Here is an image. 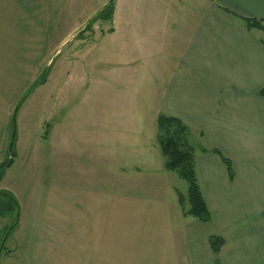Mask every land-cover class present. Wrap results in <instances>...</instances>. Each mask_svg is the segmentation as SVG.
Wrapping results in <instances>:
<instances>
[{
  "label": "crops",
  "instance_id": "obj_1",
  "mask_svg": "<svg viewBox=\"0 0 264 264\" xmlns=\"http://www.w3.org/2000/svg\"><path fill=\"white\" fill-rule=\"evenodd\" d=\"M122 1V16L115 0L111 20L95 19L104 1L60 32L65 8L60 0H0V163L8 157L19 98L35 82L36 63L51 67V56L64 46L71 57L60 68L87 69L92 78L99 74L98 64L115 71L112 79L123 88V117L149 116L137 96L146 101L147 88L153 87L154 101L160 95L161 104L151 117L175 116L187 125L188 141L198 137L190 144L211 219L183 215L176 195L180 182L164 168L153 130H112V136L122 135L117 148L109 145L111 132L105 134L107 148L114 150L106 164L110 176L100 178L94 165L84 166V150L98 163L92 153L99 144L97 130L62 125L85 116L82 110H65L56 129L44 123L50 130L43 138L59 134L60 153L75 155L74 187L36 183V147L23 117L12 162L0 178V190L18 204L13 229L18 259L11 264H264V95L259 93L264 88L259 32L264 29H248L239 17L264 24V0ZM70 4L82 12L88 1ZM93 22L94 29L87 31ZM116 44L123 55L105 59L115 55ZM80 55L90 57L84 63ZM116 150L125 153L115 158ZM214 150L231 161L232 179ZM110 182L109 189L94 186ZM210 234L224 238L217 254L208 243Z\"/></svg>",
  "mask_w": 264,
  "mask_h": 264
},
{
  "label": "rangeland",
  "instance_id": "obj_2",
  "mask_svg": "<svg viewBox=\"0 0 264 264\" xmlns=\"http://www.w3.org/2000/svg\"><path fill=\"white\" fill-rule=\"evenodd\" d=\"M60 1L62 5L65 4L64 14L61 20L63 21L62 24L64 25H62L63 27H61V32L65 29V27L71 26L75 22L81 21L82 16L86 17V15L90 13V11L96 9L97 7H100L104 1L109 0H87L88 4H84L82 12H79L77 8H72L73 5L70 4L71 0ZM117 4L119 6L118 15L122 16L123 1L118 0ZM66 16H68L69 18L66 19ZM94 23L95 22L88 24L86 30H93L95 25ZM101 25L102 24H100V26ZM95 29L98 30V28ZM259 34L262 36V38H264L263 31H260ZM115 51V55L108 53L107 56H105V59H109L111 61V59L115 58V56L118 57L123 55V52L120 51L117 44L115 47ZM69 57L71 56H69L66 47L61 46L58 52L51 56V67L49 66V64L43 62L41 63V61L38 64L36 63L33 77L35 79V82L37 79L39 80L43 73L46 72L49 68L52 69V71L50 70L49 73H47V77H45L47 81L45 83L39 85L37 84V86H33L34 83L29 85L23 95L19 98L20 105L18 112H16V128L18 129L19 127V129H21V120L24 117L29 131L33 132V138L31 142H33L36 147V155H34L33 157V164L35 166L33 172L34 181L38 184L40 182L49 184L50 187L52 186V189H58L60 187L62 189L65 187H74L75 175L77 178L79 175L78 173H76L74 167V153L64 152L61 154L60 150H58L60 139L59 134L52 133L50 138H43L44 135L47 136L50 130L48 128V125H44V123L53 125L61 119L62 114L65 110H68V114L73 112L76 113V110H82L80 111V114L83 115L84 113L85 116H83L82 118H68L66 120H62V123L64 121L66 122L61 124L65 128L70 130H72L76 126H82L83 128H94L97 130L98 134L96 135V137L99 139V144L97 150H95L96 148H93L94 151L92 153L94 155V158L98 159V163L96 164L95 161L92 162V160H90L91 152L87 150L83 151L81 159L82 163L87 168L90 167L91 164L94 165L97 168L96 175L101 178L103 176L106 177L111 175V173H108V171L110 172V170H107L106 164H111V161L109 159L112 158L111 156L114 153V150H110V148H107L106 146L108 144L106 139V137L108 138V135L105 134L107 132H111L112 130L117 131L126 127L140 126L145 127L144 129H147L148 132L153 130L156 133V118H153L151 116L155 115V106H159L161 104L160 95L157 96V101H154V88L148 87L146 101L145 96L141 95L137 97H141V99L143 100V104L145 105L149 116L144 119H127L126 117H123V88L117 86L118 81H114L112 79V75L115 71L113 72V70L107 64L102 65L103 67H109V70H102L103 67L98 64L99 74L95 78H92L91 76L89 77L87 69H85L84 71L79 69L69 70L71 68L69 66L68 71L63 69L62 67L60 68V66L64 64L66 58ZM89 57V55L87 57L86 55H80L79 60L83 59L84 63H86ZM72 64L76 65V63ZM86 66L87 65L84 64L83 67ZM89 78L92 79L91 83ZM30 81L31 80H29V83ZM24 95H26L27 97H23ZM136 106L139 107L140 105L136 104ZM97 113L99 114V116H95ZM89 114H93L95 116V119L88 118ZM57 126H59V124ZM53 127H55L54 129H56L55 124ZM58 129L60 130V128ZM112 134V132L111 134H109V145H113L117 148L120 145L118 139L121 138L122 135L118 134L117 132H115L113 136ZM148 135H150V133H148ZM105 139L106 142H102V140ZM196 139L198 140V137L196 136L189 137L190 143H195ZM124 153L125 152L116 150L115 158H117L118 154L123 155ZM37 154L41 156V164L39 160H37ZM120 158H123V156H121ZM161 160H163L162 156ZM158 162L160 163V160L157 157V164ZM117 170L118 169L116 168V172ZM168 174L172 176L173 174L175 175V173H171V171L168 172ZM175 176L180 182L181 192L185 194L187 189L186 182L183 179L179 178L177 175ZM94 186L109 189L110 187H112V184L111 182L99 183L95 184ZM16 218V206L7 197L0 196V247L3 244L4 248L0 252V264H11L12 259H18V251L17 248L15 250L14 247L16 246L15 243H13V238H15L16 233L15 231L13 232V230L10 234H8L7 232L11 225L16 222Z\"/></svg>",
  "mask_w": 264,
  "mask_h": 264
},
{
  "label": "trees",
  "instance_id": "obj_3",
  "mask_svg": "<svg viewBox=\"0 0 264 264\" xmlns=\"http://www.w3.org/2000/svg\"><path fill=\"white\" fill-rule=\"evenodd\" d=\"M114 4V0H109L99 11L95 19L111 20V16L114 11ZM227 12L238 17V15L233 11L227 10ZM239 17L242 18L248 29H264V24L256 17H244L240 15ZM262 42L264 43V40ZM45 77L46 72L43 73L39 80L34 82L33 86L43 83ZM259 93L260 95H264V88H262ZM25 96L26 95L23 97ZM19 105L20 104H18V106ZM156 126V143L164 160V168L167 171L174 172L179 178L183 179L187 185L185 194L179 191L176 192L178 205L183 215L191 216L201 222H208L211 219V214L198 181L195 149L188 141L187 125L175 116L160 112L156 118ZM213 152L220 156L226 168L228 177L232 179L234 177V171L231 161L221 155V153L217 150H214ZM12 159L6 162L3 166H0V178L3 174L4 168L12 162ZM0 196L7 197L18 209L17 201L11 193L6 190H0ZM16 225L17 221L14 222L7 230L8 234L12 232ZM208 243L212 252L217 254L224 245V238L220 235L210 234L208 236ZM3 249L2 244L0 252Z\"/></svg>",
  "mask_w": 264,
  "mask_h": 264
},
{
  "label": "water",
  "instance_id": "obj_4",
  "mask_svg": "<svg viewBox=\"0 0 264 264\" xmlns=\"http://www.w3.org/2000/svg\"><path fill=\"white\" fill-rule=\"evenodd\" d=\"M15 120H16L15 119V113H13V115H12V132H11V136H10L11 139H10V142H9L8 148H7L8 157L0 163V166H3L6 162L11 160L13 155H14L13 140H14V137H15V134H16V123H15Z\"/></svg>",
  "mask_w": 264,
  "mask_h": 264
}]
</instances>
